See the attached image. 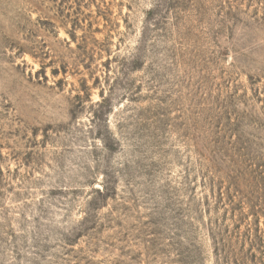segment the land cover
Segmentation results:
<instances>
[{"label": "rangeland", "instance_id": "obj_1", "mask_svg": "<svg viewBox=\"0 0 264 264\" xmlns=\"http://www.w3.org/2000/svg\"><path fill=\"white\" fill-rule=\"evenodd\" d=\"M0 264H264V0H0Z\"/></svg>", "mask_w": 264, "mask_h": 264}]
</instances>
